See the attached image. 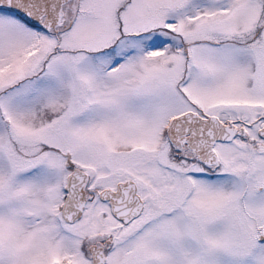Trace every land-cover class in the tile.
<instances>
[{
    "label": "snow or ice",
    "instance_id": "obj_1",
    "mask_svg": "<svg viewBox=\"0 0 264 264\" xmlns=\"http://www.w3.org/2000/svg\"><path fill=\"white\" fill-rule=\"evenodd\" d=\"M0 264H264V0H0Z\"/></svg>",
    "mask_w": 264,
    "mask_h": 264
}]
</instances>
